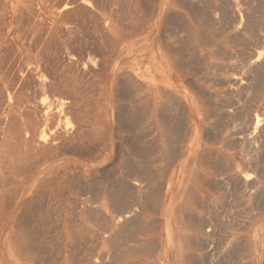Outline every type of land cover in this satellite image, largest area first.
I'll use <instances>...</instances> for the list:
<instances>
[{
	"label": "rangeland",
	"instance_id": "rangeland-1",
	"mask_svg": "<svg viewBox=\"0 0 264 264\" xmlns=\"http://www.w3.org/2000/svg\"><path fill=\"white\" fill-rule=\"evenodd\" d=\"M27 1L29 2L28 4ZM92 1L95 2L94 4H97L94 5L95 7H87L84 4L81 5V1H79V5L77 4L78 7L77 5H74L72 8H70V10L66 9L61 12V9L64 8L63 5L65 0H0V54H2V52L4 53L2 54L4 55L3 57L0 55V65H2L0 66V131H2L0 132V177L3 180H0V186L2 187H0V264H57V262L58 264H98L97 260H99V258H103V256H105L106 254L108 256H105V259L103 258L104 260L100 264H115L116 261V264H158L157 261L163 257L164 247L167 242L165 232L166 222H164L163 219V210L164 206L168 204L172 198V194L169 193V190H174V188H176V184L180 180L181 175L184 176L185 174L182 172L185 163L187 162L189 157L195 153H198L196 154L198 156L196 159L191 158L189 160L187 172L190 174V171L192 170L199 173L200 178L197 182H194V185L198 189L200 198L206 202H212L219 212L215 213V211H213L212 214L211 210V212L208 214L203 209L204 206H202L200 203L198 204L196 201H192L190 197L185 195L184 190H176V192L178 193L175 199L174 208L172 209L173 212H171L173 221V224H171V226L175 228L179 245L181 247L179 249L178 260L169 261L168 264H201V260L203 262L202 264H225L226 259H229L226 264H230L231 262V264H264V230H262L264 229V199L260 197V201L259 199L257 200L256 206L246 204V199H242V196L245 195V192L238 190V203V199H236L237 201L233 200L236 197L233 191V187H231L230 185V187H228L225 179L224 181L222 179V177L225 178V175L220 177L221 174H225L228 171L227 167H229L230 169L231 167L234 168L235 166L239 167L242 164V160H244L243 162H245L248 159L247 156H249L247 149L242 148L243 145L241 146V144L238 145L242 141L239 140L241 131V125L239 128L240 122L237 124L236 122L238 121H235L234 123L237 124L235 125L233 124V122L230 123L229 120H227L228 117L233 114V108H238L239 110L241 108L242 110L244 106H247L248 102L252 101L253 99L256 100V98L257 101L259 100L258 106L260 108H264V73L261 76L256 75L255 73L250 74L245 61L249 58L250 54L253 53V50L250 49L255 47V39H258L259 37L260 39L258 40L264 42V0H230V3L233 4L232 6L229 3V0H220V2L218 0H198L197 3L200 2L198 3V5L196 3V0ZM213 2H217L218 5H215L216 3L214 4ZM248 2L250 5L248 4ZM34 3L37 4L35 5ZM233 6L235 10L233 8L231 9V7ZM212 8H214V12L212 11ZM219 8L221 11H219ZM229 8L231 10H229ZM104 9L107 11H104ZM258 9L261 10V12H259ZM122 10L124 12H122ZM43 11L45 14L43 13ZM204 11L208 14H205ZM216 11L217 14L215 13ZM100 13H102L103 16ZM240 13L243 16L244 24L247 25L250 20V24L254 23V25H256L257 30L252 32L250 35V40H252L251 42L249 39V41H245L243 39L245 37V33L242 32L243 29H236V24H238L239 22L238 14ZM214 14L217 16L215 17ZM77 15H79L80 18ZM245 16L248 17L246 18ZM103 17H111L114 20V28L110 32V34L103 27ZM206 17H209V19H207ZM76 18H79L78 21L76 20ZM255 18L259 20H256ZM75 20L79 25H77L76 23L75 24L77 26L73 24ZM254 20H256V22H254ZM81 21L82 23H80ZM230 21H232V23ZM68 22L69 27H67ZM226 22H229V24H227ZM169 23L173 26H170ZM257 23L259 25H257ZM232 24H234V26H232ZM223 25L225 27H223ZM226 25H230L231 27H228ZM80 27H83L84 29L81 28L80 31ZM171 27L173 29H171ZM64 31L66 33H64ZM256 32L258 33L256 34ZM259 32H263L260 33L262 36H260ZM176 35H178L179 37ZM189 36H191V45L193 46V48H197L199 50V54H204L208 58V61L205 64L206 66H204L206 69L209 68L208 70H206L205 68L200 69V65H197L198 68L194 66L195 58L193 59V55H190V53L192 52H189V55H185V48H188ZM78 37L81 38H79L81 41L77 40ZM205 37L208 39H206V42L204 43ZM182 38L185 39H183L184 42L182 41ZM230 38H232L233 40ZM236 38L238 40H236ZM88 39L90 42L88 41ZM234 40V44H236V46L237 44L239 46L240 41L241 43L239 47L242 48L244 46V48L242 50L240 48H237L233 44ZM82 44L84 45L85 49L83 48ZM88 45L90 47H88ZM248 45L252 47L249 48ZM93 46L94 48H92ZM175 48H178V51ZM90 49L93 51L91 52ZM161 49L162 53L165 56V64L169 69L167 75L171 80L173 86L168 88V90L165 91L163 95L161 94L157 101H154L151 98V92H149L148 88L144 86V81H146L147 76H149L147 71L149 69L148 65L150 66L149 61L153 55V52L157 51L158 54H162L160 53ZM210 51L213 52L211 53ZM223 51L226 52L224 53V55ZM243 51L244 53H242ZM62 52H64V54ZM68 53L69 55L71 54L78 58L80 56H84L86 61L90 60L89 57L91 59H94L98 56L97 58H95V61H93L95 63V67H90L88 69L90 71L85 70L83 71V74L78 75V68L68 62ZM240 53H242L245 57H241L242 54ZM15 54L17 58L14 56ZM65 54L67 56H65ZM93 54H95L96 56H91ZM217 54L219 55L217 56ZM238 55L239 57H241L242 62H244L243 64H241V60L238 59ZM246 56L248 58H246ZM233 58L236 59L234 60ZM40 59L41 63L44 64H40ZM5 60H7L8 62ZM181 60L183 62L186 61V64L183 62L181 63ZM189 60L193 61L192 69L188 64ZM161 61L162 59L159 62ZM230 63H232L231 66L229 65ZM237 63H240L241 67ZM200 64L203 65L204 62L203 64L200 62ZM48 65L51 67V70H48L50 69ZM224 65L226 69L224 68ZM232 66L234 68H232ZM7 67L9 68V70ZM116 67L120 68L118 79H115L113 72ZM130 67H137V73L139 76H136L137 79L134 77H130L124 83L120 82V73H123L127 68ZM22 68H24L25 71H23ZM44 68H46L47 70H45ZM54 69L57 70H55L53 73ZM231 70L232 72L235 71L236 73L240 72L243 76L246 77L247 80L244 81L243 84V87L246 89V94L241 92V89L237 87L236 94L235 87L232 86L231 88V86L229 87V85H227V79L229 78L230 80V78L232 79V77L235 75L230 74ZM84 72L90 73L87 74ZM32 74H34V78H32ZM40 75L42 77L47 76V78L49 79H52L53 77H63L67 81H71L70 83H74L78 87V89H80L83 97L81 103L84 106L82 117L83 119L81 123L83 130H81V135L78 138L80 139L81 137V139H83L85 142L83 140L81 141V139H77L79 141L75 140V142L72 144L71 150L67 149L68 151L60 150L54 152L53 154H50L48 157L39 161L37 164L33 165V167H29V169L25 165L27 161H20V155H22L21 153L23 152V150H19V148L22 145H20L19 142H16L17 140H15L10 134H7L8 128L7 126H5V124L7 123V121L5 120V107L10 106L13 116L24 118L28 114H31L30 110L33 112L35 107L39 106L45 109L46 107L50 106L53 102L54 93L49 90L46 91L43 89V86H41L43 78L41 79ZM213 77L214 81L212 80ZM13 78L15 80L18 78L17 82ZM221 78L223 80L226 79V81L224 80V83H222L223 80ZM254 78L256 81L254 80ZM12 80L15 82H13ZM27 80H31L29 81L31 83L28 86L26 85L29 83ZM216 80H218V87L216 85ZM33 81H36L37 84ZM249 82H251L252 85ZM14 83L17 84L13 85ZM248 83L251 85V89L254 87V92L250 89V85H247ZM38 84L40 85L37 86ZM124 84L126 85L124 86ZM245 85H247L250 91H252V96L250 95L249 91H247L249 89ZM24 87H26V91ZM88 87L91 88L89 89ZM22 88H24V90ZM8 89L11 90V92L8 91ZM27 89L30 91L32 90L33 92L31 93ZM225 91H227V94H224ZM230 91L234 93L232 94ZM205 92H207V95L205 94ZM213 92L216 94H214ZM8 94H10L12 97V101L10 104L7 101ZM184 95L191 97L192 102H194L195 104V107L194 104H191L190 106L188 105V102L185 100ZM174 96H176V98ZM249 96L251 98L253 97L252 100ZM226 97L227 101H225ZM243 97L244 99L250 101L245 102L246 100L244 101ZM46 98H48V100ZM34 101L35 103L39 101V103L37 102L35 104ZM237 101H243L245 105H243V103L242 107H240L242 102L239 103V105L237 104ZM227 102L230 104L227 105ZM232 102H235L236 104L234 103V105ZM223 103L226 104V106ZM181 105H183V107H186L185 124L182 123L183 119L182 117H180L181 114L179 112V107ZM229 105H231V107ZM162 106L168 108V111H164V116H160L159 113ZM125 107L126 110L124 109ZM19 110L21 111L20 114H18L20 112ZM228 110L231 112H229ZM135 111L136 114L133 113ZM85 112L87 114L89 113L90 115H88L90 117L85 114ZM222 113L225 115L227 114V116H223ZM121 114H127V119L120 117ZM219 114L220 116H222V119L223 117H225L223 121H225L226 119V123L222 122L221 117H217ZM40 115L38 116L39 118L43 117V114ZM234 115L235 113L233 114V116ZM233 116H230V118ZM130 117L132 120L130 119ZM168 118L169 120H166ZM74 119L75 118L70 117L67 122H69L71 126L73 125V127H76L78 121ZM23 121L26 123V120L23 119ZM227 122L229 124L227 125L229 129L228 127H226ZM132 123H134L135 125ZM222 123L225 124L223 125ZM179 125H181V127ZM128 127H130L131 129ZM41 128L49 129L50 127L46 125L43 127L40 126V130H42ZM217 129L219 130V132ZM235 129H237L239 133H237ZM232 130H234L233 132L236 134H232ZM174 131L176 132V136ZM131 134L135 136V138ZM88 137L90 139H88ZM2 139L4 140V142ZM196 140L197 143L195 144ZM78 143L81 145H79ZM137 143L140 144L137 145ZM228 143H230V145ZM134 144L136 145L135 149ZM17 146L19 147L18 149L16 148ZM77 146H79L80 149ZM13 148H16L15 150L16 152L18 151L17 154L20 156V158H18L16 152H14L15 150L13 151ZM139 148H142L143 150ZM177 149L178 151H176ZM260 152H263L260 153L262 155L261 158L263 159L264 149H261ZM245 154L247 156H245ZM162 156L164 157L162 158ZM140 157L141 159L144 158L142 159L143 161L140 159L142 162L139 160ZM144 161H146V164H144ZM19 162L22 167L23 165L25 167H23V172L17 171L21 167ZM147 162L150 163L148 164ZM141 164L144 166H141ZM220 166H222V168ZM22 167L20 170L23 169ZM131 167L139 170L143 168H149L148 170L150 171L146 170L145 172L144 169L141 171L145 172V175L147 174V177L151 176V180L153 181H151L150 179H146L148 183L143 185L145 186V188L143 187L141 189L143 191L140 190L141 192H138L137 189H135L138 195L134 191V189L132 190V192L128 193L131 198L130 200H132L133 204L136 205L139 204L138 202L142 199L140 202L142 204H139V207L140 205L144 207V202L146 204L149 203L148 205H150V201L151 203H153V205L149 208L144 207L142 209L144 225L141 227L142 229L140 228L141 230H134V232H131L129 234V239L127 238V245H125L126 253L123 254V251L119 252L120 248H117L116 244L112 243V235L109 236V234L106 235V233H104V221L102 220L104 218V214L101 212V208L97 205H101L103 201L105 204V208L108 211L107 215L112 219L114 223L117 222V213L115 206L117 202L116 200H114L115 197L113 196V193L119 190V181L122 182L124 180L125 183V181L127 180V183H135L133 181L135 180V178L131 173L133 168ZM223 168L226 169V172ZM11 170L13 171L11 172ZM15 170L17 173L15 172ZM230 171H232V169L229 170V173ZM148 173H150V175H148ZM15 174H17L16 176L19 179L14 176ZM53 176L59 177L57 181H51V179L45 180L47 177L52 178ZM111 176H114V178L116 179L112 178ZM263 176V179H259L258 186L253 192H260L261 190H263L264 192ZM131 177H133L134 179H131ZM206 178L207 180H211V182L213 181L212 185L206 183ZM149 181L152 183H150ZM8 182L10 183V185L8 184ZM83 182H85L86 184ZM154 184L156 187L153 186ZM92 185L94 187H91ZM149 186H151L152 188L149 189ZM210 186L213 187L211 188ZM6 187H9L10 190ZM224 188L227 189V191H225ZM259 188L261 190H258ZM7 189L9 190V193ZM144 189H146V191ZM142 192L143 194L146 193V195L149 194V197L147 196L148 199L146 198V195L142 194ZM224 192L227 193L226 196H224ZM142 195L145 197H142ZM112 200L115 203H112ZM220 200H222V202ZM106 202L108 203L106 204ZM134 202L137 203L135 204ZM37 204L39 205V207L41 206L40 210ZM239 205L241 206V208ZM232 206H234V208ZM35 207L37 208V210ZM113 207L115 209H113ZM219 207H221L220 209L222 211L219 210ZM183 210L186 211L188 215H191L192 218L193 216H196L197 219H202L206 217V215H208V218H211L210 220L212 225L211 229H213V239L208 242V244H210H207L208 246L206 245L205 248L195 244L196 241H200V238L202 237V231L199 226L193 224V221H188L186 218H184V215L181 214V211ZM39 212L40 214L39 216H37ZM85 213H87L88 215L90 214V217ZM245 213L247 215H245ZM218 216L219 218H217ZM32 218L35 220L34 222H36V224L32 221ZM97 218L99 220L101 219L102 221H99ZM238 218L240 219L238 220ZM154 219H160L161 221L163 220V222L162 224H160V227L158 229L151 232L149 230V226L146 225H149V223ZM228 220H230V223L228 222ZM241 220L244 222L246 220L244 225ZM212 221L215 224H217L218 222H223V224L221 223L222 226L220 223L217 224L218 226H220L219 229L217 228L218 226L215 225ZM225 221H227L228 223ZM232 222H235L236 225H232ZM224 224L226 226L230 225V228L226 227ZM237 224H239V226ZM231 225L233 228L232 231H230ZM213 227L216 228V230L219 232H217ZM240 227L242 228V230ZM79 230H81V232ZM220 230H222V232H220ZM228 230L233 234H231ZM115 231H111L110 233L113 232L115 234ZM42 232L44 233L42 234ZM224 232H228L226 237L224 236L226 234ZM183 234H185V236H183ZM102 237L106 238H103L102 240ZM43 238L44 240H42ZM97 238L100 240H98ZM130 238L131 242L129 243ZM187 238L192 240L190 241V244L187 243ZM41 240L43 242L39 243V241ZM103 241L106 243L104 244ZM181 241H184V243H181ZM255 241H257L259 244V247L257 248ZM153 242H158L160 244V247L157 248L158 250L156 248L154 249ZM218 242L220 244H218ZM228 243L231 245H229ZM151 245H153V248L151 247ZM227 245L232 247L234 246L235 248H230ZM226 246L229 248V250L233 249L234 251L235 249L237 252H233L232 250H230L229 252ZM73 247L75 249H72ZM216 247H220L221 250L218 248L217 250ZM49 248L51 253L47 252L49 251ZM102 248H104L105 250ZM211 248H215L214 251L216 250V253H213L214 251L213 249L211 250ZM241 248L244 251H240ZM206 249L209 251L211 250V254H209V251L206 252ZM237 249L239 250V252ZM122 250L124 249L122 248ZM224 250H226V252ZM77 251L80 254L76 253ZM12 252L16 254L14 258L11 256ZM73 252L76 254H74ZM202 253H204V255ZM45 254H48V257L52 260L48 259L47 255ZM224 254H226L227 256H225ZM49 255L52 257H50ZM71 255H73L74 257ZM203 256H205V258H203ZM209 256H211V258ZM237 256L238 258L236 259ZM116 258L118 259L116 260ZM233 258L236 260H234ZM242 258H244V260ZM106 259L109 261L111 259L113 260H111L110 263L107 262ZM241 259L243 262L240 261ZM211 260H213V263H211Z\"/></svg>",
	"mask_w": 264,
	"mask_h": 264
},
{
	"label": "bare ground",
	"instance_id": "bare-ground-1",
	"mask_svg": "<svg viewBox=\"0 0 264 264\" xmlns=\"http://www.w3.org/2000/svg\"><path fill=\"white\" fill-rule=\"evenodd\" d=\"M79 1H81V5L82 4H84L85 6H87V7H95L94 5H97V4H94L95 2H93L92 0H65V2H64V5H63V9H61V12H63V10H66V9H68V10H70V8H72L74 5H77L78 4V2ZM120 1V0H119ZM195 1V0H194ZM197 1L198 0H196V3H197ZM219 2H220V0H218ZM224 1V0H223ZM239 1V0H238ZM247 1V0H246ZM249 1V0H248ZM190 2V1H189ZM193 2V1H192ZM231 1L229 0V3H230ZM259 2V1H258ZM21 3V2H20ZM29 2L27 1V4H28ZM30 3H31V1H30ZM38 3V2H37ZM36 3V4H37ZM51 3V2H50ZM172 3V2H171ZM188 3V2H187ZM194 3V2H193ZM198 3H200V2H198ZM198 3H197V5H198ZM203 3H207V2H203ZM203 3H201V4H203ZM212 3V2H211ZM215 5H218L217 4V2H213ZM233 3V2H232ZM256 3V2H255ZM35 4V3H34ZM35 4V5H36ZM39 4V3H38ZM200 4V5H201ZM213 4V5H214ZM231 4V3H230ZM248 4H249V2H248ZM31 5V4H30ZM79 5V4H78ZM78 5H77V7H78ZM103 5H105V4H103ZM119 5V4H118ZM233 4H231V6H232ZM250 5V4H249ZM262 5V4H261ZM5 6V5H4ZM28 6V5H27ZM39 6V5H38ZM120 6V5H119ZM121 6H122V3H121ZM120 6V7H121ZM196 6V5H195ZM253 6V5H252ZM42 7V6H41ZM104 7V6H103ZM102 7V8H103ZM125 7V6H124ZM215 7V6H214ZM76 8V7H75ZM82 8V7H81ZM115 8V7H114ZM189 8V7H188ZM234 9V6L233 7H231V9ZM84 9H86V8H84ZM91 9V8H90ZM97 9V8H96ZM99 9V8H98ZM108 9V8H107ZM110 9H112V8H110ZM207 9V8H206ZM213 10V12H214V8H212ZM230 8H229V10H231ZM120 10V9H119ZM178 10V9H177ZM205 10V9H204ZM208 10H209V7H208ZM235 10V9H234ZM259 10V9H258ZM104 11H107V10H105L104 9ZM121 11V10H120ZM202 11V10H201ZM207 11V10H206ZM219 11H221L220 10V8H219ZM244 11V10H243ZM242 11V12H243ZM247 11V10H246ZM250 11V10H249ZM26 12V11H25ZM122 12H124L123 10H122ZM205 12V11H204ZM209 12V11H208ZM210 12H211V10H210ZM248 12V11H247ZM253 12V11H252ZM259 12H261V10H259ZM39 13V12H38ZM42 13V12H41ZM43 13H44V11H43ZM95 13V12H94ZM108 13V12H107ZM114 13V12H113ZM199 13H201V12H199ZM207 12H205V14H206ZM216 14H217V11L215 12ZM220 13V12H219ZM4 14V13H3ZM45 14V13H44ZM77 14V13H76ZM79 14V13H78ZM97 14V13H96ZM102 16H103V14L102 13H100ZM124 14V13H123ZM204 14V13H203ZM208 14V13H207ZM213 14V13H212ZM211 14V15H212ZM225 14V13H224ZM261 14V13H260ZM5 15V14H4ZM7 15V14H6ZM215 15V14H214ZM234 15V14H233ZM239 15V22H238V24H236V29H243V31L242 32H244L245 33V37L243 38L245 41H247L248 39L250 40L251 39V37H250V35H251V33L252 32H254L255 30H257L256 29V25H254V23H252V24H250V20H249V23H247V25L246 24H244V22H243V16H242V14L240 13V14H238ZM246 15V14H245ZM256 15H258V14H256ZM29 16V15H28ZM41 16H42V14H41ZM77 16H79V15H77ZM186 16V15H185ZM208 16V15H207ZM209 16H210V14H209ZM217 15H215V17H216ZM224 16V15H223ZM222 16V17H223ZM70 17H72V16H70ZM187 17V16H186ZM225 17V16H224ZM228 17V16H227ZM226 17V18H227ZM246 17V16H245ZM248 17V16H247ZM246 17V18H247ZM255 17V16H254ZM33 18H34V16H33ZM36 18V17H35ZM41 18V17H40ZM43 18V17H42ZM74 18V17H73ZM79 18H80V16H79ZM78 18V19H79ZM104 18V21H103V27L105 28V30L110 34V32L113 30V28H114V20L111 18V17H103ZM114 18H115V16H114ZM120 18V17H119ZM207 19H209V17H206ZM217 18H219V17H217ZM258 18V17H257ZM75 19V18H74ZM73 19V20H74ZM78 19L76 18V20L78 21ZM81 19H82V14H81ZM206 19V20H207ZM211 19V18H210ZM245 19V18H244ZM256 19V18H255ZM67 20V19H66ZM75 20V22H73V24H77V25H79L78 24V22ZM212 20V19H211ZM219 20V19H218ZM224 20H226V19H224ZM246 20V19H245ZM256 20H259V19H256ZM256 20H254V22H256ZM24 21V20H23ZM33 21V20H32ZM46 21V20H45ZM80 21V20H79ZM86 21V20H85ZM90 21H91V19H90ZM174 21V20H173ZM180 21V20H179ZM221 21V20H220ZM247 21V20H246ZM119 22V21H118ZM217 22H219V21H217ZM225 22V21H224ZM231 23H232V21H230ZM248 22V21H247ZM261 22V21H260ZM25 23V22H24ZM65 23H66V21H65ZM80 23H82V21L80 22ZM85 23V22H84ZM180 23V22H179ZM227 23V22H226ZM45 24V23H44ZM75 24V25H76ZM86 24H87V22H86ZM170 24V23H169ZM181 24V23H180ZM210 24H211V21H210ZM221 24V23H220ZM222 24H224V23H222ZM227 24H229V22L227 23ZM234 24H235V22H234ZM234 24H232V26H234ZM29 25V24H28ZM65 25H67V24H65ZM76 25V26H77ZM124 25V24H123ZM257 25H259L258 23H257ZM264 25V24H263ZM41 26V25H40ZM82 26V25H81ZM94 26V25H93ZM170 26H173V25H171L170 24ZM180 26V25H179ZM182 26V25H181ZM220 26V25H219ZM226 26H228V25H226ZM230 26V25H229ZM228 26V27H229ZM22 27V26H21ZM42 27V26H41ZM67 27H69V22H68V25H67ZM84 27V26H83ZM83 27H80V31H81V28L82 29H84ZM90 27V26H89ZM88 27V28H89ZM123 27H125V26H123ZM127 27H129V26H127ZM223 27H225L224 25H223ZM227 27V28H228ZM231 27V26H230ZM242 27H244V28H242ZM43 28H45V27H43ZM48 28H49V26H48ZM59 28V27H58ZM65 28V27H64ZM91 28V27H90ZM226 28V29H227ZM118 29V28H117ZM171 29H173L172 27H171ZM185 29V28H184ZM225 29V28H224ZM229 29H231V28H229ZM259 29V28H258ZM67 30H68V28H67ZM91 30V29H90ZM123 30V29H122ZM261 30H262V28H261ZM30 31V30H29ZM35 31V30H34ZM60 31V30H59ZM72 31V30H71ZM124 31V30H123ZM131 31V30H130ZM36 32V31H35ZM63 32V31H62ZM83 32V31H82ZM81 32V33H82ZM93 32V31H92ZM177 32V31H176ZM239 32V31H238ZM237 32V33H238ZM64 33H66L65 31H64ZM63 33V34H64ZM71 33V32H70ZM126 33V32H125ZM137 33V32H136ZM181 33V32H180ZM258 32H256V34H257ZM260 33H263V32H259V34ZM172 34V33H171ZM254 34V33H253ZM255 34V35H256ZM33 35V34H32ZM165 35V34H164ZM264 35V34H263ZM63 36V35H62ZM174 36V35H173ZM176 36H178V35H176ZM181 36V35H180ZM204 36H207V35H204ZM203 36V37H204ZM234 36V35H233ZM244 36V35H243ZM260 36H262L261 34H260ZM65 37V36H64ZM67 37V36H66ZM72 37V36H71ZM179 37V36H178ZM177 37V38H178ZM183 37H184V35H183ZM237 37H239V36H237ZM255 37V36H254ZM257 37V36H256ZM30 38V37H29ZM75 38V37H74ZM80 37H78V39L77 40H80L79 39ZM88 38V37H87ZM87 38H85V39H87ZM175 38V37H174ZM185 38H186V36H185ZM233 38V37H232ZM232 38H230V39H232ZM264 38V37H263ZM73 39V38H72ZM184 38H182V41L184 42V40H183ZM189 41H188V48L186 47L185 49V55L186 54H188L189 52H192V53H190V55H193V59L195 58V60H194V62H195V67H197V65H200V69L201 68H205L204 66H206L205 64L207 63V61H208V58L204 55V54H199V50L196 48L195 49V47L193 48V46L191 45L192 43H191V36H189ZM206 39H208V38H206L205 37V41H204V43L206 42ZM253 39V38H252ZM258 39H260L259 37H258ZM258 39H255V47H253L252 49H250V50H253L252 52V54H250V56H249V58L246 56V58H248L247 60H245L246 61V66H247V68H248V71H249V73L251 74H253V73H255L256 75H262L263 73H264V42H262V41H259ZM261 39H262V37H261ZM71 40V39H70ZM76 40V41H77ZM180 40H181V38H180ZM201 40H203V39H201ZM200 40V41H201ZM233 40V39H232ZM236 40H238L237 38H236ZM240 40V39H239ZM248 40V41H249ZM29 41V40H28ZM27 41V42H28ZM81 41V40H80ZM88 41H89V39H88ZM176 41V40H175ZM227 41H229V40H227ZM241 41V40H240ZM239 41V46H240V43L242 42H240ZM252 40H250V42H251ZM38 42V41H37ZM84 42V41H83ZM86 42H87V40H86ZM85 42V43H86ZM90 42V41H89ZM237 42V41H236ZM94 43V42H93ZM180 43V42H179ZM229 43V42H228ZM235 43V40L233 41V44ZM238 43V42H237ZM28 44V43H27ZM88 44V43H87ZM185 44V43H184ZM208 44V43H207ZM212 44V43H211ZM210 44V45H211ZM245 44V43H244ZM243 44V45H244ZM62 45V44H61ZM79 45V44H78ZM83 45V44H82ZM81 45V46H82ZM216 45V44H215ZM214 45V46H215ZM235 46H236V44H234ZM233 45V46H234ZM242 45V46H243ZM127 46V45H126ZM217 46V45H216ZM215 46V47H216ZM234 46V47H235ZM238 46V44H237V48H240ZM249 46V45H248ZM32 47H33V45H32ZM31 47V48H32ZM88 47H90L89 45H88ZM96 47H98V46H96ZM185 47V46H184ZM208 47V46H207ZM218 47V46H217ZM250 47H252V46H249V48ZM38 48V47H37ZM83 48L85 49V47H84V45H83ZM92 48H94V46L92 47ZM100 48V47H99ZM181 48V47H180ZM233 48V47H232ZM236 48V49H237ZM244 48V46L242 47V48H240L241 50ZM76 49V48H75ZM80 49H81V47H80ZM115 49V48H114ZM121 49H122V47H121ZM176 49V48H175ZM174 49V50H175ZM60 50V49H59ZM72 50V49H71ZM78 50H79V47H78ZM91 50V49H90ZM103 50H105V49H103ZM116 50V49H115ZM177 51H178V48L176 49ZM175 50V51H176ZM216 50V49H215ZM232 50V49H231ZM249 50V49H248ZM6 51V50H5ZM10 51V50H9ZM8 51V52H9ZM73 51V50H72ZM93 50H91V52H92ZM98 51V50H97ZM110 51V50H109ZM112 51V50H111ZM181 51V50H180ZM237 51V50H236ZM7 52V51H6ZM5 52V53H6ZM15 52V51H14ZM34 52V51H33ZM68 52V51H67ZM75 52V51H74ZM99 52V51H98ZM97 52V53H98ZM101 52V51H100ZM182 52V51H181ZM211 53L213 52V51H210ZM215 52V51H214ZM239 52H240V50H239ZM16 53V52H15ZM28 53H29V51H28ZM63 54H64V52H62ZM95 53V52H94ZM96 53V54H97ZM118 53V52H117ZM160 53H162V49H161V51H160ZM218 53V52H217ZM224 53H226V52H224L223 51V55H224ZM230 53H231V51H230ZM242 53H244V51L242 52ZM242 53H240V54H242ZM2 54H4L3 52H2ZM2 54H0L2 57L4 56V55H2ZM8 54V53H7ZM12 54V53H11ZM85 54V53H84ZM91 54V53H90ZM214 54V53H213ZM220 54H222V53H220ZM235 54V53H234ZM237 54H238V52H237ZM239 54V55H240ZM34 55V54H33ZM51 55V54H50ZM62 55V54H61ZM68 55V62L70 63V64H72L73 66H75L76 68H78V75H81V74H83V71H85V70H88L90 67H95L94 65H95V63L93 62V61H95V58H97V57H93L94 59H91L90 57H89V61H86L85 60V57L84 56H80L79 58L78 57H76V56H74V55H69V53L67 54ZM66 54H65V56H67ZM78 55V54H77ZM189 55V54H188ZM219 54H217V56H218ZM222 55V56H223ZM228 55V54H227ZM226 55V56H227ZM229 55H231V54H229ZM239 55H238V57H239ZM9 56V55H8ZM11 56V55H10ZM15 57H16V54L14 55ZM60 56V55H59ZM88 56H90V55H88ZM91 56H96L95 54H93V55H91ZM162 56V57H161ZM181 56V55H180ZM221 56V55H220ZM232 56H233V54H232ZM236 56V55H235ZM242 56H244L243 54L241 55V57ZM7 57V56H6ZM13 57V56H12ZM29 57H30V55H29ZM165 56H164V54L162 53V54H158L157 53V51H154L153 52V55H152V57H151V59H150V61H149V64H150V66L148 65V67H149V69H148V74H149V76H147V80L146 81H144L145 83H144V86H146L147 88H148V90H149V92H151L150 94H151V98H152V100H154V101H157L158 99H159V97H160V95L162 94L163 95V93L165 92V91H167L168 90V88H170V87H172L173 86V84H172V82H171V80L168 78V75H167V72L169 71V69H168V67L166 66V64H165V58H164ZM190 57V56H189ZM192 57V56H191ZM231 57V56H230ZM237 57V56H236ZM241 57H239L238 59H240L241 60ZM245 57V56H244ZM17 58V57H16ZM8 59H9V57H8ZM39 59V58H38ZM44 59V58H43ZM46 59V58H45ZM162 59V61L161 62H159L160 60ZM221 59V58H220ZM226 59V58H225ZM229 59V58H228ZM231 59V58H230ZM234 59V58H233ZM236 59V58H235ZM234 59V60H235ZM237 59V60H238ZM11 60V59H10ZM97 60V59H96ZM236 60V61H237ZM239 60V61H240ZM5 61H7V60H5ZM17 61V60H16ZM19 61V60H18ZM210 61V60H209ZM235 61V62H236ZM8 62V61H7ZM43 62V61H42ZM52 62H53V60H52ZM63 62V61H62ZM97 62V61H96ZM183 61L181 60V63H182ZM186 62V61H185ZM185 62H183V63H185ZM200 62L203 64V62H204V64L203 65H201L200 64ZM241 62H242V60H241ZM1 63V62H0ZM35 63V62H34ZM37 63H38V60H37ZM54 63H55V61H54ZM53 63V64H54ZM67 63V62H66ZM98 63V62H97ZM208 63H210V62H208ZM244 62H242L241 64H243ZM40 64H44V63H41V59H40ZM126 64H128V63H126ZM186 64V63H185ZM189 66H191V69H192V66H193V61L192 60H189ZM238 64V63H237ZM13 65V64H12ZM21 65V64H20ZM50 65V64H49ZM48 65V66H49ZM98 65H100V64H98ZM182 65V64H181ZM230 66L232 65V63H230L229 64ZM239 66H240V63L238 64ZM245 65V64H244ZM244 65H242V66H244ZM0 66H2V65H0ZM27 66H28V64H27ZM26 66V67H27ZM47 66V65H46ZM73 66H71V67H73ZM189 66H188V69H189ZM219 66H221V65H219ZM227 66H228V64H227ZM226 66V67H227ZM10 67V66H9ZM15 67V66H14ZM22 67H23V65H22ZM25 67V66H24ZM50 67V66H49ZM48 67V68H49ZM59 67V66H58ZM82 67V68H81ZM241 67V66H240ZM8 68V67H7ZM54 68V67H53ZM60 68V67H59ZM80 68V69H79ZM198 68V67H197ZM212 68V67H211ZM224 68H225V65H224ZM228 68V67H227ZM232 68H234L233 66H232ZM245 68V67H244ZM13 69V68H12ZM23 69V71H25L24 70V68H22ZM38 69V68H37ZM45 70H47L46 68H44ZM187 69V68H186ZM206 69V68H205ZM209 68H207L206 70H208ZM214 69V68H213ZM218 69V68H217ZM226 69V68H225ZM8 70H9V68H8ZM21 70V69H20ZM26 70H27V68H26ZM44 70V71H45ZM48 70H51V67H50V69H48ZM55 70H57V69H54L53 70V73H54V71ZM95 70V69H94ZM137 67H135V68H133V67H130V68H127L123 73H120V82H125L128 78H130V77H134V78H136V76L138 77L139 75H138V73H137ZM212 70V69H211ZM229 70V69H228ZM241 70V69H240ZM242 70H244V69H242ZM15 71H16V68H15ZM14 71V72H15ZM88 71H90V70H88ZM186 71V70H185ZM219 71V70H218ZM230 71V70H229ZM27 72V71H26ZM28 72H29V70H28ZM57 72V71H56ZM73 72H75V71H73ZM114 76H115V79H118L119 78V72H120V68H118V67H116L115 69H114ZM198 72V71H197ZM235 71H233L232 72V70H231V73L230 74H235L233 77H232V79L230 78V80H229V78H228V76H227V80H228V84L227 85H229V87L231 86V88H232V86L233 87H235V90H236V87L237 88H239V89H241L240 91L241 92H243V93H245V88L243 87V84H244V81H246L247 79H246V77L245 76H243L240 72H238V73H234ZM8 73V72H7ZM6 73V74H7ZM10 73V72H9ZM19 73V72H18ZM52 73V72H51ZM84 73H87V72H84ZM88 73H90V72H88ZM87 73V74H88ZM248 73V72H247ZM16 74V73H15ZM20 74H22V73H20ZM19 74V75H20ZM28 74V73H27ZM29 74H30V72H29ZM86 74V75H87ZM206 74H208V73H206ZM209 74H213V73H209ZM8 75V74H7ZM33 76H32V78H34L35 76H34V74H32ZM49 75H50V72H49ZM54 75V74H53ZM231 75V76H232ZM1 76V75H0ZM16 76V75H15ZM21 76V75H20ZM41 76V75H40ZM221 76V75H220ZM9 77H10V74H9ZM11 77H12V73H11ZM14 77V76H13ZM18 77V76H17ZM49 77V76H48ZM85 77V76H84ZM250 77V76H249ZM249 77H247V78H249ZM16 78V77H15ZM43 78V81H42V83H41V86H43V89L44 90H49V91H51V92H53L54 94V97H53V102L51 103V105L50 106H48V107H46L45 109H43V108H41V107H35V109L33 110V112L30 110V113L31 114H28L26 117H24V118H19V117H15V116H13L12 115V110H11V108H10V106L9 107H5L6 108V110H5V113H6V117H5V120L7 121V123H6V121H5V126H7V128H8V132H7V134L9 135H11L15 140H17L16 142H19L20 143V145H22L21 147H23V148H19L18 146L16 147L17 149L19 148V150L21 149V150H23V152L21 153L22 155H20L21 156V158H20V156L17 154V152H16V148H13V151L14 152H16V154L18 155V158H20L21 160V162H22V160L24 161H27L26 162V166H27V168H29V167H33V165H35V164H37L39 161H41L42 159H44V158H46V157H48L50 154H53L54 152H57V151H68L69 149L71 150V148H72V144L75 142V140H77V139H79L78 137L81 135V130H83L82 129V117H83V106L84 105H82V99H83V97H82V93H81V91H80V89H78V87L74 84V83H70L69 81H67L66 79H64L63 77L62 78H58V77H53L52 79H49V78H47V76H41V79ZM263 78V77H262ZM4 79V78H3ZM14 79V78H13ZM18 79V78H17ZM17 79L15 80L16 82H17ZM21 79V78H20ZM89 79V78H88ZM137 79V78H136ZM198 79H199V77H198ZM222 79V78H221ZM32 80V79H31ZM31 80H29V81H31ZM35 80V79H34ZM73 80V79H72ZM213 81H214V77H213V79H212ZM223 80V79H222ZM225 81H226V79H224ZM224 80H223V82L222 83H224ZM253 80V79H252ZM252 80H251V82H252ZM254 80H255V78H254ZM258 80H259V78H258ZM13 81V80H12ZM15 81H13V82H15ZM26 81V80H25ZM28 81V80H27ZM28 81V82H29ZM37 81V80H36ZM36 81H33V82H36ZM202 81V80H201ZM212 81V82H213ZM217 82H216V85H217V83H218V80H216ZM220 81V80H219ZM256 81V80H255ZM261 81V80H260ZM20 82V81H19ZM18 82V83H19ZM251 82H249L250 84H251ZM8 83H9V80H8ZM12 83V82H11ZM21 83H22V80H21ZM31 82H29L28 84H26V83H24V84H26L27 86L30 84ZM206 83V82H205ZM221 83V84H222ZM247 83V82H246ZM247 84V85H250V84ZM17 83H14L13 85H16ZM36 84H37V82H36ZM121 84V83H120ZM1 85V84H0ZM19 85V84H18ZM17 85V86H18ZM34 85V84H33ZM40 84H38L37 86H39ZM126 84H124V86H125ZM226 85V86H227ZM247 85H245L246 87H248ZM252 85V84H251ZM251 85H250V89H251ZM9 86V85H8ZM7 86V87H8ZM26 86V87H27ZM79 86V85H78ZM123 86V85H122ZM220 86V85H219ZM26 87H24L25 88V91H26ZM35 87V86H34ZM92 87V86H91ZM90 87V88H91ZM217 87H218V85H217ZM253 87V86H252ZM19 88V87H18ZM24 88H22L23 90H24ZM28 88V87H27ZM31 88V87H30ZM36 88V87H35ZM89 88V87H88ZM89 88V89H90ZM199 88V87H198ZM243 88V89H242ZM11 89V88H10ZM20 89V88H19ZM33 89V88H32ZM122 89V88H121ZM143 89V88H142ZM208 89V88H207ZM230 89V88H229ZM228 89V90H229ZM239 89H238V91H239ZM248 89H249V87H248ZM250 89L249 90H247V91H249V93H250V95L252 96V91H250ZM254 89V87L251 89V90H253ZM256 89V88H255ZM28 90V89H27ZM34 90V89H33ZM231 90V89H230ZM233 90V89H232ZM257 90V89H256ZM255 90V91H256ZM8 91H10L11 92V90H9L8 89ZM14 91V90H13ZM17 91V90H16ZM20 91V90H19ZM28 91H30V90H28ZM48 91V92H49ZM202 91V90H201ZM204 91V90H203ZM15 92V91H14ZM18 92V91H17ZM31 93L33 92L32 90L30 91ZM29 92V93H30ZM50 92V93H51ZM128 92V91H127ZM126 92V93H127ZM227 91H225V93L224 94H227L226 93ZM231 92V91H230ZM236 92V94H237V90L235 91ZM253 92H254V90H253ZM27 93V92H26ZM207 92H205V94H206ZM214 93V92H213ZM232 93V92H231ZM234 93V92H233ZM232 93V94H233ZM240 93V92H239ZM242 93V94H243ZM6 94V93H5ZM11 94V93H10ZM10 94H8V99H7V101L9 102V104L11 103V101H12V97H11V95ZM28 94V93H27ZM175 94V93H174ZM214 94H216V93H214ZM220 94V93H219ZM218 94V95H219ZM223 94V95H224ZM231 94V95H232ZM235 94V95H236ZM241 94V95H242ZM246 94V93H245ZM7 95V94H6ZM23 95H24V93H23ZM207 95V94H206ZM221 95H222V93H221ZM240 95V96H241ZM249 95V94H248ZM29 96V95H28ZM32 96V95H31ZM211 96V95H210ZM216 96V95H215ZM215 96H213V97H215ZM243 96V95H242ZM25 97V96H24ZM30 97V96H29ZM165 97V96H164ZM168 97V96H167ZM170 97V96H169ZM175 98H176V96H174ZM208 97H209V94H208ZM231 97H233V96H231ZM239 97V96H238ZM245 97V96H244ZM244 97H243V100L245 101L246 99H244ZM250 97V96H249ZM7 98V97H6ZM49 98H50V95H49ZM162 98H163V96H162ZM166 98V97H165ZM184 98H185V100L188 102V105L190 106L191 104H194V102H192V99H191V97H189V96H187V95H184ZM217 98H218V96H217ZM236 98V97H235ZM240 98H242V97H240ZM246 98V97H245ZM251 98V97H250ZM253 98V97H252ZM252 98H251V100H252ZM47 100H48V98H46ZM46 99H44V100H46ZM124 99V98H123ZM226 100L225 101H227V97L225 98ZM160 100H161V98H160ZM234 100V99H233ZM232 100V101H233ZM240 100V99H239ZM242 100V99H241ZM132 101V100H131ZM179 101H180V99H179ZM221 101V100H220ZM248 101H250V100H246L245 102H248ZM259 101V100H258ZM258 101H257V98H256V100H252V101H250V102H248V104H247V106H244V108L241 110V108H240V110L238 109V108H233V114L235 113V115L233 116V114L232 115H230V116H233V117H231L230 118V116L228 117V119L227 120H229V122L231 123V122H233V124H235L234 122L235 121H238V122H236L237 124L240 122V124H239V128H240V125H241V131H240V143L238 144V145H240L241 144V146L243 145V147L242 148H244V149H247V152H248V155L249 156H247L246 154H245V156H247V160L245 161V162H243L244 160H242V164L239 166V167H231V169H232V171H230V173H232V174H230L229 173V170H231L229 167H227V172H226V169H224L225 170V174H221V176L220 177H222V176H224L225 175V178H223L222 177V179H223V181H224V179H225V181H226V183H227V185H228V187H233V191H234V193H235V199H233V200H236V199H238V203H239V193H238V190H240V191H242V192H245V195L244 196H242V199L244 198V199H246L245 201V203L246 204H249V205H253V206H256L257 205V200L260 198V197H262L263 199H264V192H263V190H261L260 188L258 189V190H261L260 192H261V194H260V192H253L254 190H256V188H257V186H258V183H259V179L260 178H262V176H263V174H264V157H263V159L261 158L262 157V155L260 154V153H263V152H260V150L262 149H264V108H260L259 106H258ZM32 102V101H31ZM38 103H39V101H37ZM36 102V103H37ZM44 102V101H43ZM124 102V101H123ZM172 102V101H171ZM173 102H175V101H173ZM238 102V101H237ZM242 102V103H241ZM241 102H238L237 104H239V103H241V106L240 107H242V104L244 103L243 101H241ZM34 103H35V101H34ZM35 103V104H36ZM42 103V102H41ZM126 103V102H125ZM218 103H219V101H218ZM222 103V102H221ZM233 104L235 103V102H232ZM31 104V103H30ZM35 104H33V105H35ZM168 104V103H167ZM211 104H212V102H211ZM224 104V103H223ZM228 104H230V103H228L227 102V105ZM236 104V103H235ZM234 104V105H235ZM32 105V104H31ZM37 105H39V104H37ZM133 105V104H132ZM169 105H170V103H169ZM173 105V104H172ZM171 105V106H172ZM176 105V104H175ZM222 105V104H221ZM225 106H226V104H224ZM240 105V104H239ZM243 105H245V103L243 104ZM6 106V105H5ZM230 107H231V105H229ZM173 107V106H172ZM174 107H176V106H174ZM194 107H195V104H194ZM229 107V108H230ZM132 108V107H131ZM137 108V107H136ZM139 108V107H138ZM186 107L184 106L183 107V105H181L180 107H179V112H180V114H181V116L180 117H182V119H183V124H185V117H186V114H185V112H186V109H185ZM221 108V107H220ZM43 109V110H42ZM125 110H126V107L124 108ZM134 109V108H133ZM132 109V110H133ZM168 108L167 107H164V106H162L161 107V110L159 111V113H160V116H164V111L166 112V111H168L167 110ZM227 109V108H226ZM231 109V108H230ZM128 110V109H127ZM172 110V109H171ZM232 110V109H231ZM20 111V110H19ZM229 111V110H228ZM3 112V111H2ZM173 112V111H172ZM227 112V111H226ZM225 112V113H226ZM229 112H231V111H229ZM18 113V112H17ZM21 113V111L18 113V114H20ZM121 113H123V112H121ZM134 114H136V111L135 112H133ZM158 113V112H157ZM169 113V112H168ZM171 113V112H170ZM40 114H43V117H41V118H39L38 116L40 115ZM85 114H87L86 112H85ZM89 114V113H88ZM87 114V115H88ZM179 114V115H180ZM90 115V114H89ZM88 115V116H89ZM127 114H125V115H120V117H123V118H125V119H127V116H126ZM138 115V114H137ZM174 115V114H173ZM215 115V114H214ZM222 115L224 116L225 114H223L222 113ZM36 116V117H35ZM40 116H42V115H40ZM213 116V115H212ZM225 116H227V114L225 115ZM75 118L74 120H76V121H78L77 122V126L76 127H73V125L71 126V124L69 123V122H67V120L69 119V118ZM90 117V116H89ZM89 117H87V118H89ZM129 117V116H128ZM134 117V116H133ZM136 117V116H135ZM179 117V116H178ZM217 117H221V119H222V116H220V114L217 116ZM216 118V117H215ZM225 117H223V119H224ZM23 119L24 120H26V123L23 121ZM130 119H131V117H130ZM178 119V118H177ZM223 119H222V122H225L226 123V119H225V121H223ZM132 120V119H131ZM166 120H169V118L168 119H166ZM124 121H127V120H124ZM159 121V120H158ZM164 121V120H163ZM221 121V120H220ZM75 122V121H74ZM171 122V121H170ZM122 123V122H121ZM137 123V122H136ZM160 123V122H159ZM167 123V122H166ZM180 123V122H179ZM225 123H222L223 125L225 124ZM1 124V123H0ZM76 124V123H75ZM125 124V123H124ZM132 124H134V123H132ZM149 124V123H148ZM169 124V123H168ZM172 124V123H171ZM237 124H235V125H237ZM46 125H48V127H50L49 129L48 128H41L42 130H40V126H46ZM127 125V124H126ZM131 125V124H130ZM135 125V124H134ZM222 125V126H223ZM227 125H229L228 124V122H227V124H226V127H228ZM125 126V125H124ZM133 126V125H132ZM166 126V125H165ZM172 126V125H171ZM180 127H181V125H179ZM232 126V125H231ZM4 127V126H3ZM87 127V126H86ZM89 127V126H88ZM90 127H91V125H90ZM126 127V126H125ZM160 127V126H159ZM158 127V128H159ZM170 127V126H169ZM224 127V126H223ZM235 127H238V126H235ZM128 128H130V127H128ZM135 128H136V126H135ZM161 128V127H160ZM219 128V127H218ZM231 128V127H230ZM234 128V127H233ZM125 129V128H124ZM131 129V128H130ZM165 129V128H164ZM174 129V128H173ZM221 129V128H220ZM228 129H229V127H228ZM126 130V129H125ZM167 130V129H166ZM180 130V129H179ZM216 130V129H215ZM218 130V129H217ZM236 131H237V129H235ZM6 131V130H5ZM154 131V130H153ZM234 130H232V134L234 133L233 132ZM0 132H2V131H0ZM87 132V131H86ZM175 132V131H174ZM218 132H219V130H218ZM217 132V133H218ZM224 132H225V130H224ZM130 133V132H129ZM142 133H144V132H142ZM237 133H239L238 131H237ZM6 134V135H7ZM234 134H236V133H234ZM85 135V134H84ZM132 135V134H131ZM151 135V134H150ZM168 135V134H167ZM222 135V134H221ZM86 136V135H85ZM84 136V137H85ZM133 136V135H132ZM144 136V135H143ZM173 136V135H172ZM175 136H176V132H175ZM229 136V135H228ZM235 136V135H234ZM2 137V136H1ZM134 138H135V136H133ZM80 139H81V137H80ZM79 139V140H80ZM88 139H90L89 137H88ZM131 139V138H130ZM137 139H139V138H137ZM3 140V139H2ZM79 140H77V141H79ZM83 139H81V141H82ZM133 140V139H132ZM13 141V140H12ZM81 141H80V143H81ZM84 141V140H83ZM90 141V140H89ZM128 141V140H127ZM135 141V140H134ZM138 141V140H137ZM149 141V140H148ZM157 141V140H156ZM3 142H4V140H3ZM2 142V143H3ZM85 142V141H84ZM91 142V141H90ZM130 142V141H129ZM128 142V143H129ZM166 142V141H165ZM12 143V142H11ZM131 143V142H130ZM135 143V142H134ZM197 143V140L195 141V144ZM218 143V142H217ZM235 143V142H234ZM234 143H231V144H234ZM238 143V142H237ZM9 144H10V140H9ZM79 144V143H78ZM94 144V143H93ZM132 144V143H131ZM138 144H140V143H137V145ZM229 145H230V143H228ZM227 144V145H228ZM3 145V144H2ZM13 145V144H12ZM79 145H81V144H79ZM135 145V144H134ZM94 146V145H93ZM93 146H91V147H93ZM167 146H169V145H167ZM176 146V145H175ZM240 146V147H241ZM78 148H79V146H77ZM81 147V146H80ZM84 147V146H83ZM88 147H89V145H88ZM107 147V146H106ZM132 147V146H131ZM135 147H136V145L134 146V149H135ZM236 147V146H235ZM239 147V146H238ZM68 149V150H67ZM80 149V148H79ZM138 149V148H137ZM139 149H142V148H139ZM241 149V148H240ZM73 150V149H72ZM75 150V149H74ZM118 150V149H117ZM143 150V149H142ZM88 151V150H87ZM137 151V150H136ZM176 151H178V149L176 150ZM180 151V150H179ZM13 152V153H14ZM145 152V151H144ZM143 152V153H144ZM173 152V151H172ZM242 152V151H241ZM240 152V153H241ZM245 152H246V150H245ZM139 153V152H138ZM142 153V154H143ZM176 153V152H175ZM243 153V152H242ZM10 154V153H9ZM119 154V153H118ZM134 154H136V153H134ZM140 154V153H139ZM173 154V153H172ZM196 154H198V153H195V154H193L192 156H190L189 157V159L187 160V162L185 163V165H184V167H183V170H182V172L183 173H185L184 174V176H182L181 175V177H180V180L177 182V184H176V188H174V190H169L170 192V194H172V198H171V200H170V202L168 203V204H166L165 206H164V210H163V219H164V222H166V224H165V232H166V238H167V242H166V245H165V247H164V252H163V257L162 258H160L158 261H157V263L158 264H168L169 263V261H176V260H178V258H179V249H180V245H179V241H178V238H177V235H176V232H175V228H173L172 226H171V224H173V221H172V214H171V212H173L172 211V209L174 208V203H175V199H176V197H177V193L178 192H176V190L178 191L179 189H181L180 191H182V190H184L185 191V195L186 196H188V197H190L191 198V200L192 201H196L198 204L200 203L202 206H204V210L209 214L210 212H211V210H212V214H213V211H215V213H217V212H219L218 211V209L215 207V205L211 202H206V201H204V200H202L201 198H200V195H199V192H198V189H197V187L194 185V182H197L198 180H199V178H200V175H199V173L197 172V171H190V174L187 172V169H188V163H189V160L191 159V158H194V159H196L197 158V156L198 155H196ZM176 155V154H175ZM137 156H138V154H137ZM142 156V155H141ZM145 156H147V155H145ZM145 156H143V157H145ZM1 157V156H0ZM164 156H162V158H163ZM124 159H126V158H124ZM141 159V157L139 158V160ZM142 159H144V158H142ZM141 159V160H142ZM146 159V158H145ZM165 159V158H164ZM213 159V158H212ZM140 160V161H141ZM163 160V159H162ZM198 160V159H197ZM19 161V160H18ZM24 161V162H25ZM135 161V160H134ZM143 161V160H142ZM141 161V162H142ZM1 162H3V161H1ZM23 162V163H24ZM124 162V161H123ZM136 162H138V161H136ZM146 161H144V164H146L145 163ZM164 162V161H163ZM216 162V161H215ZM118 163V162H117ZM125 163V162H124ZM135 163V162H134ZM148 163V162H147ZM150 163V162H149ZM148 163V164H149ZM161 163V162H160ZM214 163V162H213ZM212 163V164H213ZM19 164H20V162H19ZM143 164V163H142ZM141 164V166H144V165H142ZM5 165V164H4ZM21 165V164H20ZM121 165V164H120ZM140 165V164H139ZM140 166V167H141ZM146 166V165H145ZM229 166V165H228ZM21 167H22V165H21ZM21 167H20V169H21ZM23 167H24V165H23ZM22 167V168H23ZM60 167V166H59ZM135 167H137V166H135ZM139 167V166H138ZM212 167H214V166H212ZM221 168H222V166H220ZM263 167V168H262ZM2 168V167H1ZM25 168V167H24ZM24 168L22 169V170H20V169H18L17 171L18 172H23V170H24ZM124 168V167H123ZM131 168H133V167H131ZM241 168V169H240ZM15 169V168H14ZM13 169V170H14ZM30 169V168H29ZM144 169V171L146 172V170H148L149 168H143ZM143 169H141V170H143ZM2 170V169H1ZM13 170H11V172L13 171ZM20 170V171H19ZM141 170H139V169H132V175L134 176V178H135V180H133L135 183L134 184H131V183H133V182H128L127 183V180L125 181V183H124V180L121 182V181H119L120 182V187H119V190L117 191V192H114L113 193V196L115 197V199L114 200H116V213H117V222L116 223H114L113 221H112V219L107 215L108 214V211L106 210V208H105V204H104V202L102 201V204L101 205H97V206H99L100 208H101V212L104 214V218L102 219L103 221H104V223H103V231H104V233H106V235L107 234H109V236H111L112 235V239H113V244H116V246H117V248H120V251L119 252H122L123 251V254L124 253H126V248H125V245H127V238L129 237V234L131 233V232H134V230H141L142 228V226L144 225L143 224V214H142V209L144 208V207H150V206H152L153 205V203H151V201H150V205H148V204H146L145 202L143 203V206L144 207H142V205H140V207H139V204H142V203H140L141 202V200L138 202L139 204H136L135 202V204L136 205H134L133 204V202H132V200H130L131 198H130V195H128V193H130V192H132V190L134 189V191L136 192V190L135 189H137V191L139 192L143 187L145 188V186H143L144 184H146V183H148V181H146V179L148 180V179H150L151 180V176H149V177H147L146 175H145V172H142ZM29 171V170H28ZM109 171V170H108ZM116 171V170H115ZM130 171V170H129ZM148 171H150V170H148ZM153 171V170H152ZM219 171V170H218ZM217 171V172H218ZM15 172H16V170H15ZM121 172H122V170H121ZM187 172V173H186ZM9 173V172H8ZM17 173V172H16ZM20 174V173H19ZM119 174V173H118ZM117 174V175H118ZM129 174V173H128ZM1 175H2V173H1ZM17 174H15L14 176L15 177H17L16 176ZM91 175V174H90ZM130 175V174H129ZM148 175H150V173H148ZM152 175V174H151ZM93 176V175H92ZM147 178H146V177ZM110 177V176H109ZM112 177V176H111ZM264 177V176H263ZM1 178V177H0ZM18 178V177H17ZM17 178H14V179H17ZM59 177H57V176H53L52 178H46L45 180H50L51 179V181H54V180H56L57 181V179H58ZM112 178H114V176L112 177ZM133 177H131V179H132ZM133 178V179H134ZM8 179V178H7ZM6 179V180H7ZM19 179V178H18ZM114 179H116V178H114ZM263 179V178H262ZM1 181H3L2 180V178L0 179ZM5 180V181H6ZM119 180H120V178H119ZM82 181V180H81ZM101 181V180H100ZM151 181H153V180H151ZM189 181V182H188ZM222 181V180H221ZM220 181V182H221ZM222 181V182H223ZM150 182V181H149ZM213 182V181H212ZM212 182H211V180H207V178H206V183L207 184H210V185H212ZM7 183V182H6ZM5 183V184H6ZM83 183H85V182H83ZM150 183H152V182H150ZM154 183V182H153ZM216 183V182H215ZM215 183H213V184H215ZM2 184V183H1ZM8 184L10 185V183L8 182ZM7 184V185H8ZM86 184V183H85ZM222 184V183H221ZM4 185V184H3ZM8 185V186H9ZM148 185V184H147ZM146 185V186H147ZM230 185V186H229ZM264 185V184H263ZM153 186H155V184L153 185ZM170 186H172V185H170ZM214 186V185H213ZM212 186V187H213ZM223 186V185H222ZM262 186V185H261ZM1 187V186H0ZM85 187V186H84ZM91 187H94L93 185L91 186ZM97 187H98V185H97ZM102 187H103V185H102ZM148 187V186H147ZM147 187H146V189H147ZM156 187V186H155ZM211 187V186H210ZM211 187V188H212ZM220 187V186H219ZM2 188V187H1ZM5 188V187H4ZM3 188V189H4ZM6 188H8L9 189V187H6ZM150 188H152L151 186H149V189ZM170 188H172V187H170ZM7 189V190H8ZM97 189V188H96ZM103 189V188H102ZM146 189H144L145 191H146ZM216 189V188H215ZM222 189V188H221ZM229 189V188H228ZM10 190V189H9ZM9 190H8V193H9ZM109 190V189H108ZM108 190H107V192H108ZM154 190V189H153ZM214 190V189H213ZM224 190L225 191H227V189H225L224 188ZM89 191V190H88ZM141 191H143V190H141ZM140 191V192H141ZM222 191V190H221ZM102 192V191H101ZM135 192H134V194H135ZM137 193V192H136ZM148 193V192H147ZM223 193V192H222ZM225 193V192H224ZM5 194V193H4ZM93 194V193H92ZM142 194H143V192H142ZM226 194L227 193H225V195L224 196H226ZM241 194V193H240ZM94 195H95V193H94ZM137 195H138V193H137ZM139 195H140V193H139ZM143 195H146V193L145 194H143ZM142 195V197H145V196H143ZM42 196V195H41ZM147 196L149 197V194L148 195H146V198H147ZM231 196H232V194H231ZM230 196V197H231ZM238 196V197H237ZM109 197V196H108ZM141 197V196H140ZM229 197V198H230ZM227 198H228V195H227ZM112 199V198H111ZM145 199V198H144ZM143 199V200H144ZM148 199V198H147ZM146 199V200H147ZM220 199V198H219ZM98 200V199H97ZM208 200V199H207ZM222 200H224V199H222ZM222 200H220L221 202H222ZM241 200V199H240ZM113 201V200H112ZM134 201V200H133ZM145 201V200H144ZM237 201V200H236ZM259 201H260V199H259ZM261 201H263V200H261ZM3 202H5V201H3ZM38 202V201H37ZM44 202V201H43ZM149 202V201H148ZM46 203V202H45ZM92 203V202H91ZM108 202H106V204H107ZM112 203H115L114 201L112 202ZM230 203V202H229ZM85 204V203H84ZM218 204V203H217ZM216 204V205H217ZM264 204V203H263ZM38 205V204H37ZM86 205V204H85ZM110 205V204H109ZM222 205H223V203H222ZM231 205V204H230ZM238 205V204H237ZM36 206V205H35ZM107 206V205H106ZM200 206V205H199ZM221 206V205H220ZM240 206V205H239ZM38 207H39V205H38ZM41 207V206H40ZM40 207H39V210H40ZM96 207V206H95ZM142 207V208H141ZM226 207V206H225ZM227 207H228V205H227ZM233 208H234V206H232ZM231 207V208H232ZM238 207V206H237ZM36 208V207H35ZM85 208H86V206H85ZM154 208V207H153ZM152 208V209H153ZM199 208V207H198ZM221 207H219V210H221L220 209ZM240 208H241V206H240ZM243 208V207H242ZM256 208V207H255ZM90 209V208H89ZM93 209V208H92ZM99 209V208H98ZM113 209H115L114 207H113ZM34 210V209H33ZM32 210V211H33ZM36 210H37V208H36ZM41 210H42V208H41ZM86 210V209H85ZM251 210V209H250ZM1 211V210H0ZM31 211V212H32ZM222 211V210H221ZM224 211V210H223ZM242 211V210H241ZM244 211H245V209H244ZM50 212V211H49ZM86 212V211H85ZM94 212V211H93ZM182 213V215H184V218H186L188 221L189 220H191V221H193V224L194 225H197V226H199L200 227V229H201V231H202V237L200 238V241H196L195 242V244L196 245H198V246H202V247H204L205 248V246L208 244V242L211 240V239H213V229H211L212 228V225H211V218H208L207 216L208 215H206V217H204V218H202V219H197L196 218V216H193V218H192V216L191 215H188L187 213H186V211H181ZM205 212V213H206ZM34 213V212H33ZM90 213V212H89ZM231 213V212H230ZM39 214H40V212L38 213V215L37 216H39ZM85 214H87V213H85ZM91 214V213H90ZM89 214V215H90ZM93 214V213H92ZM227 214V213H226ZM244 214V213H243ZM88 215V214H87ZM88 215V216H89ZM94 215H96V214H94ZM93 215V216H94ZM215 215H217V214H215ZM228 215H229V213H228ZM245 215H247L246 213H245ZM244 215V216H245ZM37 216H36V218H37ZM42 216V215H41ZM92 216V215H91ZM222 216H224V215H222ZM252 216V215H251ZM31 217H32V215H31ZM52 217V216H51ZM90 217V216H89ZM101 217V216H100ZM99 217V218H100ZM103 217V216H102ZM195 217V218H194ZM246 217H248V216H246ZM29 218H30V216H29ZM49 218V217H48ZM217 218H219V216L217 217ZM224 218V217H223ZM234 218V217H233ZM33 219V218H32ZM98 219V218H97ZM240 218H238V220H239ZM99 220V219H98ZM101 220V219H100ZM99 220V221H100ZM101 220V221H102ZM236 220V219H235ZM235 220H233V221H235ZM33 222L35 221L34 219L32 220ZM79 221V220H78ZM222 221H224V220H222ZM242 221V220H241ZM162 222H163V220L161 221L160 219H154L152 222H150L149 223V225H146V226H149V230L152 232V231H154V230H156V229H158L159 227H160V224H162ZM185 222V221H184ZM213 222V221H212ZM225 222H227V221H225ZM228 222L230 223V220H228ZM227 222V223H228ZM238 222V221H237ZM240 222V221H239ZM243 222V225H244V223L246 222V220H245V222L244 221H242ZM241 222V223H242ZM35 224H36V222H34ZM83 223V222H82ZM214 223V222H213ZM218 223H220V222H218ZM217 223V224H218ZM222 224H223V222H221ZM220 223V224H221ZM233 223V222H232ZM77 224V223H76ZM95 224V223H94ZM215 224V223H214ZM217 224H215V225H217ZM222 224H221V226H222ZM79 225V224H78ZM84 225V224H83ZM98 225H101V224H98ZM225 225V224H224ZM223 225V226H224ZM228 225V224H227ZM232 225H236L235 224V222L232 224ZM232 225H231V229H230V231H232ZM238 226H239V224H237ZM218 226V225H217ZM226 226V225H225ZM230 225H228V226H226V227H229ZM240 226H241V224H240ZM33 227V226H32ZM35 227V226H34ZM41 227V226H40ZM220 226H218L217 228H219ZM263 227V226H262ZM100 228V227H99ZM141 228V229H140ZM214 228V227H213ZM230 228V227H229ZM241 228V227H240ZM30 229H31V227H30ZM36 229V228H35ZM71 229V228H70ZM86 229V228H85ZM98 229V228H97ZM116 229H118V230H116ZM215 230H216V228H214ZM220 229V228H219ZM218 229V230H219ZM223 229H225V228H223ZM222 229V230H223ZM116 230V231H115ZM222 230H220V232H222ZM236 230V229H235ZM241 230H242V228H241ZM246 230V229H245ZM262 230H264V229H262ZM44 231V230H43ZM80 232H81V230H79ZM111 231H115L116 233L114 234L113 232V234L112 233H110ZM217 231V230H216ZM229 231V230H228ZM229 231V232H230ZM217 232H219V231H217ZM44 232H42V234H43ZM72 233V232H71ZM224 233H226V232H224ZM228 233V232H227ZM227 233L224 235L225 237L227 236ZM231 233V232H230ZM261 233H262V231H261ZM34 234H35V232H34ZM77 234V233H76ZM101 234V233H100ZM231 234H233V233H231ZM254 234H256V233H254ZM37 235V234H36ZM35 235V236H36ZM221 235H223V234H221ZM38 236V235H37ZM40 236V235H39ZM42 236V235H41ZM183 236H185V234H183ZM46 237V236H45ZM225 237H223V238H225ZM40 238V237H39ZM90 238V237H89ZM99 238V237H98ZM97 238V239H98ZM103 238H106V237H102V240H103ZM108 238V237H107ZM222 238V239H223ZM20 239V238H19ZM109 239V238H108ZM129 239V238H128ZM257 239V238H256ZM42 240H44V238L42 239ZM39 241V243H42L43 241ZM98 240H100V239H98ZM183 240V239H182ZM129 241V240H128ZM186 241H187V243H189L190 244V241H192L191 239H186ZM224 241H225V239H224ZM259 241V240H258ZM83 242H84V240H83ZM98 242V241H97ZM104 242V241H103ZM108 242H109V240H108ZM131 242V238H130V241H129V243ZM48 243V242H47ZM106 242H104V244H105ZM111 243V244H112ZM154 243V242H153ZM181 243H184V241H181ZM222 243V242H221ZM224 243H226V242H224ZM255 243H256V248L257 247H259V244H258V242L257 241H255ZM152 244V243H151ZM210 244V243H209ZM208 244V245H209ZM218 244H220L219 242H218ZM223 244V243H222ZM221 244V245H222ZM229 244V243H228ZM84 245V244H83ZM149 245V244H148ZM147 245V246H148ZM154 245V249L156 248H159L160 247V244L158 243V242H156V243H154L153 244ZM153 245H151V247L153 246ZM207 245V246H208ZM214 245H216V244H214ZM225 245V244H224ZM223 245V246H224ZM229 245H231V244H229ZM229 245H227L228 247H232V246H229ZM129 246V245H128ZM127 246V247H128ZM132 246V245H131ZM131 246H130V248H131ZM218 246V245H217ZM222 246V247H223ZM226 246V248H228ZM43 247V246H42ZM50 247H51V245H50ZM76 247V246H75ZM99 247V246H98ZM104 247V246H103ZM133 247V246H132ZM143 247V246H142ZM211 247V246H210ZM221 247V248H222ZM234 247V246H233ZM232 247V248H233ZM41 248V247H40ZM83 248V247H82ZM88 248V247H87ZM87 248H85V249H87ZM109 248V247H108ZM122 248L124 249V250H122ZM135 248V247H134ZM153 248V247H152ZM218 247H216V249H217ZM235 248V247H234ZM253 248H255V247H253ZM46 249V248H45ZM72 249H75L74 247L72 248ZM102 249H104V248H102ZM208 249H210V248H208ZM213 248H211V250H212ZM215 249V248H214ZM214 249H213V251H214ZM218 249H220V247L218 248ZM217 249V250H218ZM38 250V249H37ZM41 250V249H40ZM105 250V249H104ZM147 250V249H146ZM158 250V249H157ZM210 250V251H211ZM221 250V249H220ZM227 250V249H226ZM226 250H224L225 252H226ZM228 250H229V248H228ZM230 250H232L233 251V249H230ZM230 250H229V252H230ZM238 250V249H237ZM86 251V250H85ZM110 251V250H109ZM209 250H207L206 249V252H208ZM209 251V252H210ZM212 251V252H213ZM234 251H236L235 249H234ZM233 251V252H234ZM240 251H244L242 248H241V250ZM258 251H259V248H258ZM34 252V251H33ZM47 252H49V253H51V251H50V248H49V251H47ZM46 252V253H47ZM75 252V251H74ZM73 252V253H74ZM103 252H105V251H103ZM205 252V253H206ZM224 252V253H225ZM237 252V251H236ZM238 252H239V250H238ZM43 253V252H42ZM76 253H78V251L76 252ZM76 253H74V254H76ZM213 253H216V250L213 252ZM219 253V252H218ZM232 253V252H231ZM258 253V252H257ZM78 254H80V253H78ZM85 254V253H84ZM103 254V253H102ZM203 255H204V253H202ZM209 254H211V252L209 253ZM227 254V253H226ZM226 254H224L225 256H227ZM234 254V253H233ZM233 254H231V255H233ZM238 254H240V253H238ZM45 255H47V257H48V254H45ZM53 255V254H52ZM81 255H83V254H81ZM120 255V254H119ZM118 255V256H119ZM217 255H219V254H217ZM11 256L14 258L15 256H16V254L15 253H11ZM50 256V255H49ZM71 256H73V255H71ZM76 256V255H75ZM105 256H108L107 254L105 255ZM105 256H103V258L105 257ZM215 256H216V254H215ZM221 256V255H220ZM223 256V255H222ZM229 256V255H228ZM50 257H52V256H50ZM62 257V256H61ZM74 257V256H73ZM202 257V256H201ZM210 258H211V256H209ZM214 257V256H213ZM212 257V258H213ZM55 258V257H54ZM81 258V257H80ZM103 258H99V260H97V263L98 264H100V263H102L103 262V260L105 259H103ZM203 258H205V256H203ZM220 258V257H219ZM229 258V257H228ZM238 258V256L236 257V259ZM259 258V257H258ZM48 259H51V258H49L48 257ZM48 259H47V261H48ZM109 259V258H108ZM118 258H116V260H117ZM196 259V258H195ZM208 259V258H207ZM214 259V258H213ZM216 259V258H215ZM218 259V258H217ZM234 259V258H233ZM236 259H234V260H236ZM243 260H244V258H242ZM242 259L240 260V261H242ZM46 260V259H45ZM52 260V259H51ZM56 260V259H55ZM59 260V259H58ZM111 260H113V259H111ZM111 260L109 261V260H107L106 259V261L107 262H110L111 263ZM115 260V261H116ZM209 260V259H208ZM50 261V260H49ZM54 261V260H53ZM216 261V260H215ZM229 261V259L227 260H225V262L227 263ZM231 261V260H230ZM51 262V261H50ZM55 262V261H54ZM74 262V261H73ZM77 262V261H76ZM117 262V261H116ZM116 262H115V264H116ZM195 262H196V260H195ZM199 262V261H198ZM201 262V264L203 263L202 262V260L200 261ZM199 262V263H200ZM243 262V261H242ZM241 262V263H242ZM81 263V262H80ZM83 263V262H82ZM113 263V262H112ZM149 263V262H148ZM156 263V262H155ZM209 263V262H208ZM211 263H213V260H211ZM217 263V262H216ZM222 263V262H221ZM225 263V264H226ZM232 263V262H231ZM230 263V264H231ZM234 263V262H233ZM246 263V262H245ZM257 263V262H256ZM48 264V263H47ZM52 264V263H51ZM57 264H58V262H57ZM114 264V263H113ZM197 264V263H196ZM204 264H206V263H204ZM210 264V263H209ZM218 264V263H217ZM222 264H224V263H222ZM237 264V263H236Z\"/></svg>",
	"mask_w": 264,
	"mask_h": 264
}]
</instances>
